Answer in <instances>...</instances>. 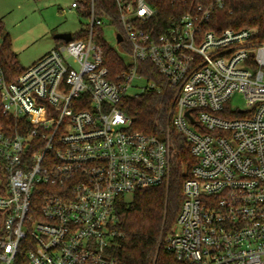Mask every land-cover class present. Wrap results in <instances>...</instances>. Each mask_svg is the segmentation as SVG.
Segmentation results:
<instances>
[{
  "label": "built area",
  "instance_id": "obj_1",
  "mask_svg": "<svg viewBox=\"0 0 264 264\" xmlns=\"http://www.w3.org/2000/svg\"><path fill=\"white\" fill-rule=\"evenodd\" d=\"M108 1L117 22L107 2L86 0L85 37L57 40L14 82L0 66V264H127L116 255L118 206L167 182L173 158L170 141L132 131L122 111L137 81L147 83L142 93L156 88L142 63L174 88L171 126L195 162L168 251L180 264H264L259 30L210 28L227 0L167 25L154 22L147 0ZM108 25L130 59L115 75L95 40Z\"/></svg>",
  "mask_w": 264,
  "mask_h": 264
},
{
  "label": "trees",
  "instance_id": "obj_2",
  "mask_svg": "<svg viewBox=\"0 0 264 264\" xmlns=\"http://www.w3.org/2000/svg\"><path fill=\"white\" fill-rule=\"evenodd\" d=\"M213 0H147L156 13L155 23L167 25L170 21L182 17L187 11L199 5L209 6ZM111 13L115 22L117 14L112 3ZM80 17L87 19L86 4L78 10ZM210 28H257L259 40L264 41V1L263 0H227L222 10H216ZM103 30L96 29V42L103 50L104 65L112 75L126 69L123 58L103 37ZM89 32L86 24L74 34L79 39ZM0 66L6 79L14 82L25 70L18 55L12 49V42L0 20ZM129 51V50H128ZM140 74L154 82V90L145 91L138 96L127 97L122 111L132 120L131 130L145 135L170 141L173 152L169 180L161 186L137 192L129 202L118 206L119 223L117 231L116 255L127 264H180L168 251L167 240L174 232L181 212L184 196L183 185L190 177L194 159L190 154V145L186 139L171 126L170 111L174 103L175 90L154 65L142 63ZM3 120V121H2ZM6 118L0 123H5ZM12 122L11 120L7 121ZM48 194V187L40 186L36 190V201L42 204Z\"/></svg>",
  "mask_w": 264,
  "mask_h": 264
},
{
  "label": "rangeland",
  "instance_id": "obj_3",
  "mask_svg": "<svg viewBox=\"0 0 264 264\" xmlns=\"http://www.w3.org/2000/svg\"><path fill=\"white\" fill-rule=\"evenodd\" d=\"M86 0H0V20L6 32L9 33L12 49L19 56V63L23 68L33 65L42 56L48 53L57 41L58 34L79 32L87 19L79 16L72 9L74 2L83 3ZM106 41L117 52L115 41L116 29L104 27ZM2 39H0V43ZM123 60H130L125 53L120 52ZM139 88L132 94L138 96L146 86L145 81H137ZM233 106L243 108L245 100L241 95L233 98ZM127 200H131L128 197Z\"/></svg>",
  "mask_w": 264,
  "mask_h": 264
},
{
  "label": "water",
  "instance_id": "obj_4",
  "mask_svg": "<svg viewBox=\"0 0 264 264\" xmlns=\"http://www.w3.org/2000/svg\"><path fill=\"white\" fill-rule=\"evenodd\" d=\"M72 34L70 33H64V34H58L54 37V39L57 40H64L66 42H69L71 40ZM118 42H122L121 36H118Z\"/></svg>",
  "mask_w": 264,
  "mask_h": 264
},
{
  "label": "crops",
  "instance_id": "obj_5",
  "mask_svg": "<svg viewBox=\"0 0 264 264\" xmlns=\"http://www.w3.org/2000/svg\"><path fill=\"white\" fill-rule=\"evenodd\" d=\"M76 11H77V10H76ZM56 44H57V43H56ZM56 44L54 45V47L56 46ZM54 47H53V48H54ZM53 48H52V49H53ZM52 49H51V50H52ZM51 50H50V51H51ZM46 54H47V53H46ZM46 54H45V55H46ZM17 55H18V54H17ZM18 57H19V56H18ZM42 57H43V56H42ZM42 57H41V58H42ZM41 58H40V59H41ZM37 61H38V60H37ZM37 61H36V62H37Z\"/></svg>",
  "mask_w": 264,
  "mask_h": 264
}]
</instances>
